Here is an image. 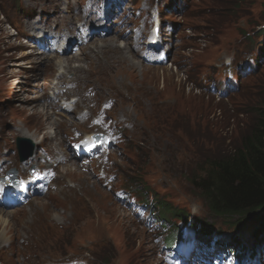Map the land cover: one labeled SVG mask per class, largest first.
<instances>
[{
    "label": "rangeland",
    "instance_id": "374dc122",
    "mask_svg": "<svg viewBox=\"0 0 264 264\" xmlns=\"http://www.w3.org/2000/svg\"><path fill=\"white\" fill-rule=\"evenodd\" d=\"M162 2H155L152 8ZM81 3L84 0H0V156L2 145L9 146L8 152L12 147L6 156L7 165L28 177L31 168L42 160L21 163L17 137L26 135L37 141L35 157L46 155L45 162L52 160L53 154L67 155L72 131L83 130L79 115L109 108L104 104L107 100L115 103V113L137 122L141 131L135 140L144 144L137 147L129 141L123 146L125 153L104 163L105 173L99 180L70 160V164L59 167L60 177L47 194L14 207L0 206V235L13 241L7 264H67L73 260L161 264L151 231L143 227V215L134 213L131 205L128 209L121 206L115 194H108L107 183L111 185L113 173L120 178L118 186L129 180L142 181L162 200L213 223V230L225 229L224 220L213 217L192 178L201 175V166L208 158L214 160L218 151L226 155L247 127L254 128L256 118L251 113L264 109V66L239 94L226 99L197 90L186 78V71L200 66L202 75L213 67L219 73L227 58L247 50L249 43L243 42L242 32L250 34L257 26L262 28L264 0H189L186 10L170 15L181 23L174 61L181 60L184 69L178 72L170 65H150L142 57V46L136 48L139 54L125 50L127 65H122L123 60L118 59L121 51L110 49L115 44H131L128 39L121 40L120 28L108 37L112 38L109 44L94 38L77 60L69 54L41 64L39 54L29 55L23 37L31 30L29 26L34 22L52 31L69 29L78 19L74 9L77 11ZM68 57L72 61H67ZM104 65L113 68L106 71ZM55 86L58 93L49 104L43 94ZM116 90L137 97V102L128 96L119 97ZM47 105H51L52 118H48ZM69 178L86 184L85 199L77 197ZM159 229L165 231L164 236L166 228L160 224Z\"/></svg>",
    "mask_w": 264,
    "mask_h": 264
},
{
    "label": "trees",
    "instance_id": "16d2710c",
    "mask_svg": "<svg viewBox=\"0 0 264 264\" xmlns=\"http://www.w3.org/2000/svg\"><path fill=\"white\" fill-rule=\"evenodd\" d=\"M255 117L254 128L243 131L234 143L235 148L226 155L218 151L214 160H206L209 168L203 171L205 175L192 178L216 214L264 208V109Z\"/></svg>",
    "mask_w": 264,
    "mask_h": 264
},
{
    "label": "bare ground",
    "instance_id": "6f19581e",
    "mask_svg": "<svg viewBox=\"0 0 264 264\" xmlns=\"http://www.w3.org/2000/svg\"><path fill=\"white\" fill-rule=\"evenodd\" d=\"M102 41V44L103 43H106V44H109V43H111L112 42V38H104L103 40H101ZM128 48H129V50L131 51V52H133L134 50H133V48L131 47V46H128ZM127 47H124V48H122V47H120V46H118L117 44H115L113 47H110V49L113 51V50H115V51H121V53H120V55H119V57H118V59H122L123 60V63H122V65H127L126 64V61L128 60L125 56H124V53H126L125 52V50H127L128 49ZM72 57V59L73 58H75V60H77L79 57H81V55H74V56H71ZM71 57H68V58H66V60L67 61H72V60H70V58ZM97 57V59H100L101 57L100 56H96ZM111 59H115L114 57H111ZM39 60H40V63L41 64H43L44 63V58L43 57H39ZM66 61V63H68ZM105 61H107V60H104L103 62H105ZM102 62V63H103ZM109 62V61H108ZM69 64V63H68ZM105 66V65H104ZM101 67H103V66H101ZM136 67V66H135ZM113 67L112 66H105V69H106V71H110L111 69H112ZM47 114H48V118H52V116H51V112H47ZM26 137H30V136H26ZM182 228H188V229H191L190 227H188V226H182ZM195 229V228H194Z\"/></svg>",
    "mask_w": 264,
    "mask_h": 264
},
{
    "label": "water",
    "instance_id": "95a60500",
    "mask_svg": "<svg viewBox=\"0 0 264 264\" xmlns=\"http://www.w3.org/2000/svg\"><path fill=\"white\" fill-rule=\"evenodd\" d=\"M27 143H28V145H30V147H29L27 153L25 155H23V153H22L23 152V146L25 148ZM18 144H19V149H20L21 155H22V160H26L28 157H30L33 154L34 145L31 144L30 140L19 138Z\"/></svg>",
    "mask_w": 264,
    "mask_h": 264
},
{
    "label": "clouds",
    "instance_id": "9594fccd",
    "mask_svg": "<svg viewBox=\"0 0 264 264\" xmlns=\"http://www.w3.org/2000/svg\"><path fill=\"white\" fill-rule=\"evenodd\" d=\"M206 162H207V161H206ZM202 171H203V169H202ZM194 177H196V176H194ZM196 178H197V179H199L198 177H196ZM192 181H193V180H192ZM194 185H195V187H196V188H198V189H199V187H198V183H197V182H195V184H194ZM260 210H262V211H263V210H264V208H262V209H260Z\"/></svg>",
    "mask_w": 264,
    "mask_h": 264
}]
</instances>
